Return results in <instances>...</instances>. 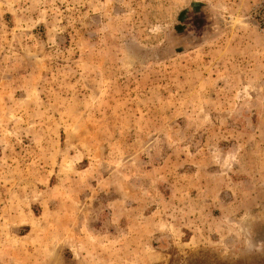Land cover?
Instances as JSON below:
<instances>
[{"label":"rangeland","instance_id":"rangeland-1","mask_svg":"<svg viewBox=\"0 0 264 264\" xmlns=\"http://www.w3.org/2000/svg\"><path fill=\"white\" fill-rule=\"evenodd\" d=\"M0 264H264V0H0Z\"/></svg>","mask_w":264,"mask_h":264}]
</instances>
